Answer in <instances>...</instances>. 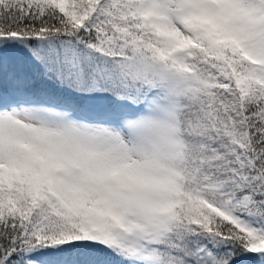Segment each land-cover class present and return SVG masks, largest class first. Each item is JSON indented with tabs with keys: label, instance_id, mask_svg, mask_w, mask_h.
<instances>
[{
	"label": "snow or ice",
	"instance_id": "1",
	"mask_svg": "<svg viewBox=\"0 0 264 264\" xmlns=\"http://www.w3.org/2000/svg\"><path fill=\"white\" fill-rule=\"evenodd\" d=\"M0 264H264V0H0Z\"/></svg>",
	"mask_w": 264,
	"mask_h": 264
}]
</instances>
